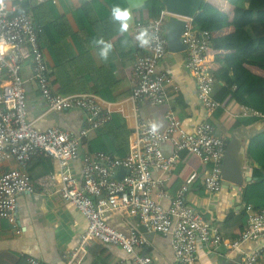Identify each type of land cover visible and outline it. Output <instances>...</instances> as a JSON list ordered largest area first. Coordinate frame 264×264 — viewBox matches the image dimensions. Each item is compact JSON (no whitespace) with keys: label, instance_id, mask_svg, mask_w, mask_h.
<instances>
[{"label":"built area","instance_id":"1","mask_svg":"<svg viewBox=\"0 0 264 264\" xmlns=\"http://www.w3.org/2000/svg\"><path fill=\"white\" fill-rule=\"evenodd\" d=\"M168 17L174 18L163 11L158 19L133 25L136 49L129 97L132 104L146 101L150 106H160L167 101V87L178 92L171 77L157 71L158 64L168 54L163 29ZM184 21L181 35L186 48L184 68L192 78L197 100L212 114L220 104L213 99L216 81L208 62L211 34L197 30L193 19ZM39 32L40 27L33 24L28 13H17L14 0H0V164L15 162L19 166L0 171V220L6 221L19 234L17 198L32 194L37 188L49 192L58 178L57 191L53 190L86 221V229L79 237L78 246L69 253L66 264L81 260L88 245L94 242L121 249L135 264H154L149 256L137 254L146 240L136 230L123 234L109 226L107 219L112 213L125 212L136 218L147 233L169 236L174 264H197L199 244H224L226 249L232 250L242 242L264 237V210L256 211L252 205L245 204L244 231L238 240L223 243L218 230L186 204L187 185L175 193L163 191L165 181L183 152L207 165L203 178L205 192L212 196L221 191L225 144L208 121L188 133L173 112L165 114L163 130L156 129L151 120L135 114L128 151L123 158L102 152L80 155L83 142L111 120V112L95 94L61 95L53 90L44 52L38 42ZM26 62L30 64L38 95L49 111L84 113L85 124L77 133L59 128L39 132L28 121L25 81L21 75ZM165 144L172 148L169 157L162 152ZM36 156L52 160L57 172L33 180L26 167ZM79 158L80 177H77L72 172V164ZM153 171L161 172L163 177L153 179ZM154 196L165 197L169 206L162 207ZM263 254L264 247L245 255L241 263L264 264ZM26 263L44 264L34 258L26 259Z\"/></svg>","mask_w":264,"mask_h":264},{"label":"crops","instance_id":"2","mask_svg":"<svg viewBox=\"0 0 264 264\" xmlns=\"http://www.w3.org/2000/svg\"><path fill=\"white\" fill-rule=\"evenodd\" d=\"M44 3L50 1L62 20L56 24L61 39V51L72 61L76 51L72 45L74 40L91 42L90 70L95 74L110 73L108 82H101L100 87L111 86L113 91L106 92L104 106L113 115H118L130 131L135 125V114L151 120L156 129L165 127L164 116L173 112L181 121L183 130L192 133L194 128L205 121L210 122L215 130V135L221 138L225 144L233 140L234 135L244 146L239 149L235 157L242 159L238 164L243 179H251L252 163L247 156V139L264 130L263 121L252 124L241 123L242 118L258 117L254 110L237 105L227 94L220 102V108L214 113L205 110L197 100L194 83L191 76L185 70L186 57L182 54H167L158 64L157 71L171 77L178 92L174 93L169 87L167 101L160 106H150L146 101L136 105L129 101L132 92V75L136 49V42L132 34L133 25L137 19L148 20L147 13L143 10L144 4L149 0H17V3L25 2L23 8L30 14V2ZM83 9H86L83 13ZM201 22L214 25L219 23V17L224 16L223 23L229 24L234 17V9L225 0H204L198 13ZM254 19L264 17L259 14ZM151 20V19H150ZM196 28V27H195ZM199 30L198 28H196ZM234 32V28L223 26L222 29L211 33V46L213 39L225 37ZM251 34L248 43V54L244 61V68L251 74L264 79V20L258 23L246 25L244 39ZM57 37V35H55ZM245 45V41L243 42ZM213 49V50H212ZM208 62L212 71L219 66L214 59L222 49L212 46ZM48 70L51 71L53 60L47 50H43ZM79 72L85 74V67L80 65ZM213 72V73H214ZM21 75L25 81L27 101V119L34 128L43 132L48 128H59L69 133H77L85 124L86 117L81 111L51 112L40 99L36 86L32 79L29 62L23 64ZM215 77V76H214ZM216 81V79H215ZM216 81L213 91V99L217 94ZM223 87V83H219ZM90 87L92 85L90 84ZM54 91L58 86L52 85ZM255 92L264 98V88ZM93 94V93H89ZM215 100V99H214ZM216 101V100H215ZM131 133V132H130ZM236 133V134H235ZM91 133L87 141L93 139ZM130 136V135H129ZM129 138V137H128ZM86 142L80 149V155L86 152ZM164 156L172 154L170 145H162ZM15 162L0 164V171H9L18 168ZM208 170L207 165L201 160L186 152L180 154V161L168 176L164 183L165 193H175L187 185L184 199L188 206L202 215L205 222L215 227L223 243H231L239 239L245 229V214L242 201L243 190L252 182H243V185L228 183L222 185L219 193L209 195L203 189V178ZM26 171L33 179H39L48 174H55V163L43 156H36L30 160ZM72 172L80 177V158L72 164ZM153 179L162 178L159 171L152 172ZM59 179L56 178L49 192H42L37 188L32 194L21 195L17 198L16 212L20 233L17 234L6 221L0 220V264H27L26 259L34 258L44 264H66L69 253L73 251L79 242L80 235L86 229V221L77 210L68 202L63 201L53 190L57 191ZM159 204L167 208L168 200L165 197L157 198ZM107 222L111 228L128 234L131 229L136 230L144 237L146 244L137 250L138 255L149 256L154 264H174V256L169 236L153 233H142L139 221L129 217L127 213H112ZM264 247V237L256 241H245L235 249H226L224 244L219 246L198 245L197 264H236L245 255ZM261 259H264V254ZM73 264H135L121 249L98 242L91 243L86 248L83 258Z\"/></svg>","mask_w":264,"mask_h":264},{"label":"trees","instance_id":"3","mask_svg":"<svg viewBox=\"0 0 264 264\" xmlns=\"http://www.w3.org/2000/svg\"><path fill=\"white\" fill-rule=\"evenodd\" d=\"M14 0L17 13L27 11L23 8L25 2L17 3ZM234 9L233 20L227 24L223 23L224 16L219 17V23L214 25L204 24L197 14L193 23L199 30H206L214 33L229 26L234 28V32L218 39H213V47L222 49L214 59V63L219 68L213 73L217 85V94L214 96L216 101H221L227 94L231 95L232 100L239 106H246L258 113V117L242 118L243 124H252L263 121L264 118V98L259 96L255 90L264 88V79L254 76L244 68V61L248 54V43L252 40L251 34L244 39L246 25L253 22L258 23L264 17L255 20L259 14L264 15V0H225ZM30 14L35 26L40 27L38 42L42 50H47L53 60V66L49 71L51 85H57L55 91L61 95L89 94L93 93L102 100L106 101V92H112V87H100L101 82H108L110 73L95 74L90 70V63L93 62L89 52L91 42L82 43L74 40L72 45L75 47L76 54L70 62L68 57L61 51V39L63 36L58 34L56 24L62 18L58 17V12L50 1L39 3L30 2ZM86 9H83V13ZM143 10L147 13L148 20L158 19L164 10L160 0H149L144 4ZM171 17H168L170 19ZM148 20L137 19L136 22H146ZM57 35V37L55 36ZM212 35V34H211ZM212 38V36H211ZM245 41V45L243 42ZM211 46V44H210ZM211 46V49H212ZM213 50V49H212ZM85 67V74L79 72L80 65ZM223 83V87L219 85ZM90 84L92 87H90ZM130 130L127 129L125 122L118 116L113 115L111 120L101 129L95 132L93 139L86 142V152H102L112 156L123 158L128 151V137ZM247 156L252 163L251 179L252 182L243 190L242 201L252 205L256 211L264 210V130L256 134L249 141Z\"/></svg>","mask_w":264,"mask_h":264},{"label":"water","instance_id":"4","mask_svg":"<svg viewBox=\"0 0 264 264\" xmlns=\"http://www.w3.org/2000/svg\"><path fill=\"white\" fill-rule=\"evenodd\" d=\"M164 6V10L167 15L174 18L168 19L164 25V33L167 41V51L169 54H182L186 56L185 46L181 42V35L185 26L186 19L192 20L200 12L204 0H160ZM236 134V133H235ZM247 143L252 137H245ZM244 146L239 142L234 135L233 140L228 144L222 161L221 175L223 179V185L227 186L228 183H234L237 185H243V182H250L251 179H243L241 176V170L238 164H241L242 159L236 158V152L239 149L243 150ZM141 232L147 233L141 226ZM154 236L150 233V237ZM236 264H242L241 259Z\"/></svg>","mask_w":264,"mask_h":264}]
</instances>
